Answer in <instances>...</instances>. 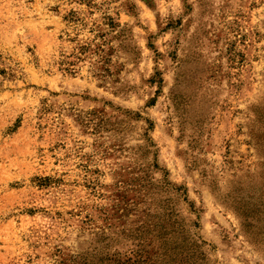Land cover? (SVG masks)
Returning <instances> with one entry per match:
<instances>
[{"label": "rangeland", "instance_id": "374dc122", "mask_svg": "<svg viewBox=\"0 0 264 264\" xmlns=\"http://www.w3.org/2000/svg\"><path fill=\"white\" fill-rule=\"evenodd\" d=\"M0 264H264V0H0Z\"/></svg>", "mask_w": 264, "mask_h": 264}]
</instances>
